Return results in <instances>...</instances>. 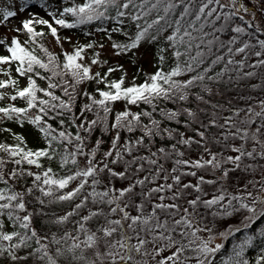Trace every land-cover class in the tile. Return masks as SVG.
Wrapping results in <instances>:
<instances>
[{
	"label": "snow or ice",
	"instance_id": "1",
	"mask_svg": "<svg viewBox=\"0 0 264 264\" xmlns=\"http://www.w3.org/2000/svg\"><path fill=\"white\" fill-rule=\"evenodd\" d=\"M52 4L0 6V264H264V0Z\"/></svg>",
	"mask_w": 264,
	"mask_h": 264
},
{
	"label": "rangeland",
	"instance_id": "2",
	"mask_svg": "<svg viewBox=\"0 0 264 264\" xmlns=\"http://www.w3.org/2000/svg\"><path fill=\"white\" fill-rule=\"evenodd\" d=\"M0 6H4V0H0ZM35 10L40 11L39 5L36 6ZM146 70H151L150 65H146ZM131 71H133V69H130V74H131Z\"/></svg>",
	"mask_w": 264,
	"mask_h": 264
},
{
	"label": "trees",
	"instance_id": "3",
	"mask_svg": "<svg viewBox=\"0 0 264 264\" xmlns=\"http://www.w3.org/2000/svg\"><path fill=\"white\" fill-rule=\"evenodd\" d=\"M58 3H59V0H53V4H52V6L53 7H56L57 5H58ZM86 30V29H85ZM76 38H82L81 37V34L79 33V32H77V34H76ZM118 75V74H117Z\"/></svg>",
	"mask_w": 264,
	"mask_h": 264
}]
</instances>
